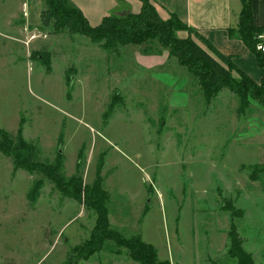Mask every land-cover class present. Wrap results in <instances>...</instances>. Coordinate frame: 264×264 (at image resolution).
<instances>
[{"label":"rangeland","instance_id":"374dc122","mask_svg":"<svg viewBox=\"0 0 264 264\" xmlns=\"http://www.w3.org/2000/svg\"><path fill=\"white\" fill-rule=\"evenodd\" d=\"M44 1L0 0V130L14 138L21 126L37 162H60L66 179L91 186L100 177L110 228L141 238L159 261L235 264L227 255L234 231L264 264V176L251 180L264 165V108L251 103L238 116L228 91L207 105L155 40L114 53L55 34L41 21ZM176 37L197 43L188 31ZM32 53H48L49 65ZM95 221L84 204L42 177L14 173L0 155V264H136L114 243L77 261Z\"/></svg>","mask_w":264,"mask_h":264},{"label":"trees","instance_id":"16d2710c","mask_svg":"<svg viewBox=\"0 0 264 264\" xmlns=\"http://www.w3.org/2000/svg\"><path fill=\"white\" fill-rule=\"evenodd\" d=\"M239 2L238 23L234 30L228 31L229 36L239 40L255 57L257 67L262 69L264 55L258 52L256 47L261 44L258 38L263 36L264 29L256 28L252 24L250 0ZM140 4V11L136 14L128 13L119 17L108 15L99 25L91 27L70 0H45L41 21H52L55 34L67 32L69 35H80L101 49L114 53L129 46L141 47L146 41L155 40L161 49L175 58L181 68H186L191 73L207 105H210L219 94L228 91L237 99L238 116H244L251 103L264 108V78L258 83L254 82L233 63L232 58L221 55L176 16L172 15L169 20L163 21L157 15L154 6H150L145 0H140ZM182 31L194 35L199 45L189 38H177L176 34ZM34 55L49 65L48 53L31 54ZM21 132L20 126L16 137L12 138L0 130V155L11 161L14 173L23 171L30 176L42 177L61 195L78 204H84L96 216L88 242L76 249L75 256L77 257L78 253V262L87 261L93 254L105 249L107 243H114L123 247L131 261L136 264H170L167 261H159L154 248L145 244L141 238L125 239L110 228L106 210L108 196L103 190L100 177H97L91 186H84L78 176L64 178L60 162L53 165L37 162L34 147L24 141ZM258 176H264V165L251 173V180L256 181ZM42 185V180L34 183L28 194L30 202L39 197ZM228 237V257L234 260L235 264H255L251 255L244 251L237 233L230 232Z\"/></svg>","mask_w":264,"mask_h":264},{"label":"crops","instance_id":"0c3cea01","mask_svg":"<svg viewBox=\"0 0 264 264\" xmlns=\"http://www.w3.org/2000/svg\"><path fill=\"white\" fill-rule=\"evenodd\" d=\"M89 24L99 25L113 12L138 13L140 0H70ZM160 19L172 15L197 32L221 55L233 63L254 82L264 78V68L257 67L255 57L228 31L234 30L240 12L239 0H153ZM252 24L264 29V0H250ZM136 11V12H135ZM95 22V23H94ZM264 36V34H263Z\"/></svg>","mask_w":264,"mask_h":264},{"label":"built area","instance_id":"2783aa9c","mask_svg":"<svg viewBox=\"0 0 264 264\" xmlns=\"http://www.w3.org/2000/svg\"><path fill=\"white\" fill-rule=\"evenodd\" d=\"M260 39H262L263 42L256 47V50L264 55V36H261Z\"/></svg>","mask_w":264,"mask_h":264},{"label":"water","instance_id":"95a60500","mask_svg":"<svg viewBox=\"0 0 264 264\" xmlns=\"http://www.w3.org/2000/svg\"><path fill=\"white\" fill-rule=\"evenodd\" d=\"M128 13H122V14H120V16H124V15H127Z\"/></svg>","mask_w":264,"mask_h":264}]
</instances>
